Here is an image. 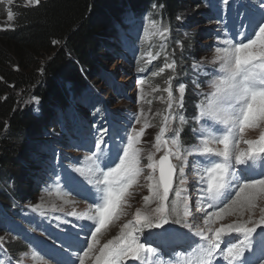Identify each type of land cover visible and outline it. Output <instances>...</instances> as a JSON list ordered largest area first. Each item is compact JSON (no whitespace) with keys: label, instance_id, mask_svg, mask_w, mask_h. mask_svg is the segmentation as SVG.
<instances>
[{"label":"rangeland","instance_id":"obj_1","mask_svg":"<svg viewBox=\"0 0 264 264\" xmlns=\"http://www.w3.org/2000/svg\"><path fill=\"white\" fill-rule=\"evenodd\" d=\"M17 1L21 2L22 4H34L33 0H12L11 3H9L8 0H0V31L12 28L14 18L9 20L8 13L11 12L13 16L14 9L12 8V6L17 5ZM233 2V0H230L228 3ZM202 3L203 5L198 6H201L205 11V15H203V17L200 19L201 23L203 24L197 26V20L199 18H192L194 17L195 12L191 9L185 12V16L178 17V21L180 22V24L178 25V30L182 32V35L184 37L188 35L189 29H191V31L196 30L201 35V38L194 42V51L196 52L195 56L194 54H190L187 58L192 68L200 67V70L198 71L193 70L195 74L197 73L196 75L198 79L202 74L207 77L208 75H210V72H212V70L220 73L221 62L217 59V49L218 47L223 48L228 46L225 43V40L227 38L224 37V31L218 30V25L220 23L219 20L209 19V15L206 13V10L210 11L208 5L204 1ZM235 4L239 5V1L237 0ZM263 7L264 6H262L261 8V12L263 11ZM192 9H194V7ZM210 9L219 14L221 11L226 10V7L218 5L216 1H212L210 3ZM244 9L246 11L248 10L247 7H245ZM261 12H257V14L255 15L257 24L259 23V21L264 20V16ZM236 17L241 18L242 15L237 14ZM166 24L168 23H166L162 18L153 14L145 18V24L141 31H144L143 39L144 42H146V50H149L147 46L150 45V43L148 41L153 42V44L151 45V51H155L160 48L159 42L163 41L162 39L166 38ZM257 24L250 26L243 25V27H241L238 32L244 31L247 34H251L253 29L256 28ZM136 31L137 30H135L134 32ZM207 36H209V38H206ZM254 38L255 37L253 36V39ZM236 39H243V37L237 36ZM244 42L247 43V40H244ZM125 46H127V44H125ZM180 46L181 45H178L175 51H179ZM139 47H142V40L139 41ZM129 48H131V46H129ZM145 49L142 50L143 61L139 64L149 63L155 58V55H153L152 52L146 51ZM166 50L171 51V49H168L166 46L163 47V53H165ZM122 51L127 53L125 49H123ZM249 51L258 53L260 51V47L259 45H256ZM172 60L180 66L184 64L181 63V60L176 58L174 54L172 58L170 56H160L159 61L162 62V67L159 70L154 73H152L151 71L144 77L136 76L135 74H133L132 78L130 76V71L125 68L124 63L121 62L120 59H118L116 50H111L107 57L101 60V66L109 74L112 75L113 80H115L120 86L126 89L129 95V97H126V100L122 102L114 103L115 100L109 101L111 108H125V112L127 113V120L125 122L124 129L120 132L116 139L110 140L107 134L103 135V137L101 138V143L102 147L105 150L110 147L113 152H115L118 145L121 147L126 146L125 143L122 142L121 137L125 136L126 134H130L133 129L136 130L138 128H141L143 131H141V129L137 131L139 133V139L134 145V147L139 150L140 161L144 158L145 160H148L147 157L149 154H152L154 160L158 161L164 155L165 149L164 146L161 145L160 150H157L156 137L161 135V129H165L163 135L161 136V140L166 141L164 140L165 134L171 131L173 123L181 119L182 112L177 111L179 110L178 107L180 106L181 102L186 106V108L191 111H194L197 108V121L199 123H201L202 120L205 121V127L209 128L214 135H216L218 128L226 127L225 125L221 124L218 119L213 122L212 120L214 118L210 115H207L205 111L208 101L211 99L212 93L215 91V88L212 87V83L215 79H217V77L213 75L215 79L211 84L208 83V86H210V88L207 90L208 95L206 96L202 95V91L201 94L197 97L195 95L193 96L194 90L188 89L186 85H184L185 92L181 94L179 92V85L181 83L178 84V88L176 87L179 81L176 76L178 75L177 71L174 73L175 78L173 80L170 77V73L167 74V81H164L163 76H161L163 70L168 69L169 65H171V67L173 66ZM159 65L160 63H157L158 67H160ZM201 82L204 88L206 85L202 80ZM99 87L102 89L104 95H110V89L109 87H107V85H105L104 82L100 83ZM166 89H171L172 91L171 101H169L168 92L166 91ZM24 99L25 101L31 102L32 107L35 108L34 111H38V109H36L37 102H39L37 98L35 99L34 97L30 98L24 96ZM195 101L197 102L194 103ZM170 104L171 107H169ZM175 104L177 105V109L172 110L171 108L174 107ZM137 119L139 120V123L136 122ZM261 134H264V123L259 120H257L255 124H250L245 127L243 133H241L245 140L252 141H258ZM105 137L107 138L105 139ZM49 138H55L56 141L50 143L49 146L67 142V137H62V134L59 133L58 130L54 127L51 128V133L46 136L44 140H49ZM64 146V148L68 147L67 144H65ZM168 147L173 148V151H175L174 146L169 140ZM200 147L203 148L204 144L200 145ZM239 148L241 150H247L248 145L241 141V143L239 144ZM63 151V157L65 159L60 157L59 169L56 170L51 177L46 171L37 166L35 163L36 168L34 174L36 176V179L31 178V181L27 182L26 185V196L29 204L38 211L49 213V217L45 219V224L42 226L39 218L30 212L24 211L23 217L21 218H23L25 221L27 220L26 222L29 223L31 229H34L33 232L35 234L41 235V237L39 238V247L44 249L49 255H51L59 262H62L64 258L68 257V264H81V260L83 262L87 261L84 253L88 250H80L81 252L78 251L75 246V237L72 235V232L69 231L71 229V223L69 221L70 213L75 211L74 207L78 205V202L73 196V191H68L65 187V180L66 178L71 177L73 180V184L75 185L76 181L79 179V176L82 177L83 172H85L89 168V164L91 163L92 159H89V157H91V154L88 151H85L84 148L76 150L64 149ZM35 153L39 158L42 155V148L40 149V151H35ZM41 158H45L47 160L45 155ZM183 158L184 157H182V159ZM170 162L174 166H176V171L173 176L172 190L170 191L171 193H169L168 201H165V205L168 209H171L173 207V203H175L176 211L171 214L167 212L165 213L168 220L167 225L172 227H182L183 229H186L188 225L193 224V220L191 219L190 214V207L186 204V202H183L182 199L174 200L173 196L175 195L176 191H179L184 187L186 194L183 198H186L188 196L190 200L192 196V188L197 185V182L193 183L192 180L189 181L188 179H185L184 176L180 174V172H177V169H180L181 163L180 161L176 160L175 157H170ZM91 165L94 167L96 166L93 163H91ZM56 174L59 175H57L55 179H53L54 175ZM156 175L158 176V172L156 173ZM146 176L147 175L140 176V178L137 180V183L135 182V187L130 185V190L128 191L127 195L118 203L120 212L118 214L119 217L116 219H120L112 220L111 217L109 218L106 226L103 229V232L97 236L99 244L95 245V247L93 248L95 256L99 254V249L102 245L106 244L109 240H114L115 238L121 236L124 228L123 225L126 224L129 220H136L137 212L140 213L141 217L148 216L149 218H151L154 225L155 223H157V221L155 220L154 210L157 207L158 201L154 195V190H149V182L145 180ZM181 179H183V183L180 182ZM10 183V181H7V186L10 185ZM90 188L91 187H84L83 189L88 193V189ZM144 197H149V199L145 201ZM253 203L256 205V207H254L250 212L245 211L242 214L238 212V215H242L240 216L241 219L238 217L237 213H234L225 214L222 219L217 220L216 223L218 225L236 223L244 224L246 227H255L256 229L254 233L248 235L236 232H226L222 234V249H226L227 246L235 244L244 249V254H250V251L254 246H256L257 244H261L262 249H259L253 254L257 255V253L260 252V254L262 255V253H264V222H261V217L264 216V212L261 211V209H264V194L258 196ZM0 208L2 210H5L1 205ZM256 208L260 210L261 214L258 213V210ZM1 215L2 213L0 211V220L5 223V215L3 217H1ZM177 220L180 222L177 223ZM112 221L114 223L113 225H110ZM217 224L212 227H218ZM37 225H39V227L42 226V229L37 228ZM17 226L18 224L15 222L9 225V229L7 232L0 230V247L12 248L11 252H9L8 254L9 258L1 262V264H7L8 262L21 263L23 259H26L32 264H45L42 263L41 260H38L37 257L33 253H30L27 250L26 246L22 244L27 238L26 234L16 236L20 230V228ZM207 227L208 226L204 224L202 225L201 222H197L196 224V229L202 228L205 230L206 234ZM141 234L150 242L156 241V238L153 235H149V233H146L145 231H142ZM171 241H174L173 237H166L165 241L161 242V245L165 247L166 245H170ZM180 242L184 245V247L182 248L185 250L172 253V259H175L177 262H179L183 258L195 257L194 255L200 254L199 248L201 244H203V241H201L200 237H182V239H180ZM245 244H248L249 246L245 247ZM185 245H188V247H185ZM16 246L22 248V252H17V250L14 249ZM158 248L155 245L145 244V250H142V255L149 256L153 251L161 253L160 249ZM147 249H152V251H147ZM23 253L26 254L24 258L22 257ZM218 254L220 255H216L214 258V264H230L229 260H225L223 258V253ZM127 259V261H123V264L126 262H132L131 257ZM49 264L57 263L49 262ZM231 264H238V262L232 261ZM261 264H264V261Z\"/></svg>","mask_w":264,"mask_h":264},{"label":"trees","instance_id":"obj_2","mask_svg":"<svg viewBox=\"0 0 264 264\" xmlns=\"http://www.w3.org/2000/svg\"><path fill=\"white\" fill-rule=\"evenodd\" d=\"M203 1L40 0L38 4L17 1L12 6V28L0 31V205L6 212L29 204L26 185L36 179V165L44 156L43 150L39 158L35 151L43 149L51 128L62 137L73 134L72 118H86L80 102L93 94L92 87L98 92L95 98L101 97L99 84L112 79L101 66L110 50L129 48L135 27H142L153 14L168 23L166 30L173 39L180 40L179 51L171 45L165 54L171 58L174 54L183 63L185 54L195 56L194 42L201 35L189 29L184 37L178 30V17L191 9L192 18H199L197 26L203 24L200 19L205 11L198 6ZM189 73L187 66L181 71L185 79ZM24 96L39 100L38 111ZM115 100L121 101L118 96ZM7 181L11 182L8 186ZM14 249L22 252L18 246Z\"/></svg>","mask_w":264,"mask_h":264},{"label":"snow or ice","instance_id":"obj_3","mask_svg":"<svg viewBox=\"0 0 264 264\" xmlns=\"http://www.w3.org/2000/svg\"><path fill=\"white\" fill-rule=\"evenodd\" d=\"M8 2L11 3L12 0H8ZM33 2L38 4L40 0H33ZM12 18V13L9 12L8 19ZM237 36H242L243 39L230 37L225 40L227 47H218L217 59L221 62L220 73H216L215 70L210 73L217 79L212 83L215 91L212 93L205 111L207 115L218 119L226 127L218 128L216 135L205 138L203 141V154L206 155L204 168L206 176H202L201 180L207 184L205 189L208 194L207 209L213 210L208 211L203 206L196 208V212L202 214L199 218L203 219L204 224L208 226L207 234L202 228H198L195 233L203 241L199 248L197 264H214V258L218 253H223V258L229 260L230 264L243 256L244 249L239 245L231 244L226 249L221 248L222 234L236 232L248 235L256 231L255 227H246L244 224L236 223L222 224L216 228L211 225L214 220L222 219L225 214L250 212L256 207L253 202L258 196L264 194V179H256L248 174L250 167L254 168L258 165L264 169V134H261L258 141L245 140L241 135L245 127L255 124L257 120L264 123V20L256 25L251 34L240 31ZM244 40H247V43ZM256 45L260 47L258 53L249 51ZM197 86L199 85L197 84ZM166 91L169 101H171L172 91L171 89H166ZM179 92L181 94L185 92L184 84L179 85ZM181 107H183L182 102ZM136 122L139 123V120L137 119ZM141 131L143 130L141 129ZM164 131L165 129H161V135L156 137V148L160 150L163 145L164 155L158 161L154 160L152 154L148 155L149 162L146 167L151 172L145 177V180L149 182V190H154L158 201L154 210L157 223L154 225L151 218L141 217L137 212L135 225L138 227L131 221L124 224L123 227L128 231L122 232L121 236L114 240H109L99 249L100 255L96 257L97 264H123V261L129 257L139 259L140 252L145 250V244L138 242L135 233L144 227L149 229L154 226L163 227L168 223L165 213L171 214L176 211L175 203L171 209H168L165 201L169 199L176 171V166L170 162V157H175L178 161L182 159L178 139L179 131L175 132L171 141L175 151L168 147V141L161 140ZM138 139L139 133L133 129L130 134L121 137L126 146L118 145L115 152L110 147L105 150L101 144H96V148L100 150L96 160L101 161L103 167L99 164L96 166V171L100 175L96 177L97 187L92 192L94 207H90L91 214L86 215V220L94 221V223L80 225L81 231H84L85 228L88 230L84 232V235L87 236L90 232L92 238V243L88 245V251L84 253L85 256H88L95 245L99 244L97 235L115 212L126 190L137 181L141 173L140 153L134 147ZM241 141L248 145L247 150L239 148ZM212 142L222 147L215 149L209 147L208 145ZM258 154L259 159H257ZM89 159L92 158L89 157ZM237 166L239 167L237 168ZM183 171L181 164L180 172L183 173ZM260 174L264 175V172ZM180 182L183 183V179ZM65 187L68 191H74L79 195V188L73 184L71 177L66 178ZM175 194L179 197L181 193L176 191ZM144 199L147 201L149 197H144ZM261 211L264 212V209ZM70 215L78 216L76 212H72ZM192 219L195 221L198 217L193 216ZM261 222H264V216L261 217ZM193 226L195 225H188L189 228ZM81 243L84 244L87 241ZM248 246L245 244V247ZM147 251H152V249H147ZM81 264H83L82 260Z\"/></svg>","mask_w":264,"mask_h":264},{"label":"bare ground","instance_id":"obj_4","mask_svg":"<svg viewBox=\"0 0 264 264\" xmlns=\"http://www.w3.org/2000/svg\"><path fill=\"white\" fill-rule=\"evenodd\" d=\"M212 1H216L218 3V5L225 6L226 11L229 13L227 16V19L229 20V24L227 25V28H229V31L228 30L224 31V37L227 39L230 37L237 38V33L243 25L250 26V25L257 24V22L255 20V15L257 14V12H261V8H262V6H264V0H238L239 5L235 4V2L237 0H233L234 1L233 3H228L230 0H204V2L208 5V7H210V3ZM245 7L248 8L247 11L244 9ZM209 10L210 11H209L208 15H210V13L214 12L210 8H209ZM261 13L264 16V7H263V11ZM237 14H241L242 17L237 18L236 17ZM218 20H219V22H221V19H218ZM143 26L142 27H135V28H137V31L131 33L132 38L129 40L131 48L125 49L127 53L130 50L140 49L139 41L142 40V42H144V39H143L144 31H141L143 29ZM148 42L150 43V46L153 44V42H150V41H148ZM159 44H160L159 50L162 51V53H163V47H164L163 41L159 42ZM212 121L215 122L216 119H213ZM215 147L217 148V147H222V146H219L216 144ZM257 159H259V154H258ZM238 167L239 166H237V168ZM233 170H236V169H233ZM261 172H264V169H261L258 165L254 168L250 167L248 169V174L251 176H254L256 179H264V175L260 174ZM71 174H73V173H71ZM256 209L258 210V213L261 214L260 210L258 208H256ZM1 213H2L1 217H3L6 213V211L1 209ZM237 215H238V212H237ZM240 216H242V215H238V217L241 219ZM113 223L114 222L112 221L110 223V225H113ZM103 229L101 230L99 235L103 232ZM75 243H77V242H75ZM83 249L81 248V251H83ZM259 249H260V247L258 246L256 248V251ZM263 261H264V253L262 254V256H258V257H256V256L255 257L241 256L238 259V264H261ZM57 264H68V263L67 262H65V263L60 262Z\"/></svg>","mask_w":264,"mask_h":264}]
</instances>
